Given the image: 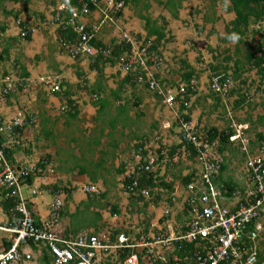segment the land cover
<instances>
[{"label":"rangeland","instance_id":"obj_1","mask_svg":"<svg viewBox=\"0 0 264 264\" xmlns=\"http://www.w3.org/2000/svg\"><path fill=\"white\" fill-rule=\"evenodd\" d=\"M57 1L59 0H0V27L4 30L0 35V70L5 68L8 75H13L20 80L17 91L24 93L25 89L31 88L33 94L38 91L41 94L47 93L48 89L43 83L41 84L40 77L60 75L63 91L71 90L75 94L78 92L76 96L79 98L85 96L89 102L84 110L88 114H86L87 117L92 116L93 118L96 116L95 108L90 105L93 93H87V89L80 86L83 85L84 79L87 80L88 85L93 84L98 80V73L91 70L90 62L92 60L90 58L72 60L59 47L56 37L57 29L49 22L53 19L51 18L52 9ZM142 1L143 3L140 5L123 9V17L117 22L119 28L130 30L129 32L135 35L146 34L144 16L150 17L160 28H165L166 37L160 46V54L164 59L160 73L163 83L172 88L178 87L183 82L182 74L186 72L183 62L190 64L197 73V92L205 94L206 97L205 99L200 97L199 101H193L194 98L190 99L191 106L187 109L188 115L197 114L195 118L200 115V123L204 128L203 133H206V130L210 128L225 130L229 127L234 129V132L236 128L243 129L249 139L248 148L252 152H258L262 142L259 136H264V76L259 74L256 69L251 68L250 65L243 63H246V53L249 50L258 49L262 43L259 35L252 34L251 30L258 28L264 34V22L261 26H251L244 42H239L228 36L226 32V25L235 17V14L230 13L229 7L222 6L221 3L212 9L208 5L209 2L190 0L186 2V7L192 8L191 12L180 10L175 17L173 12H168L161 6L162 0H149L148 9H145L148 0ZM102 3L105 4V0H102ZM107 5L111 6L109 3ZM196 9H200L201 12H195ZM102 11L104 9L100 8L96 12ZM98 18L99 14L92 15L88 23L95 24ZM19 19L32 25L34 29L31 35L32 42L20 37L19 29L15 27V22ZM119 36L118 29L107 28L102 32L101 40L104 44H110L112 39L118 43L121 40ZM239 59L243 63L237 66ZM13 61L17 62L16 66L13 65ZM22 67H25L29 73V78H25V84L22 83ZM120 69L118 64L116 66L108 64L104 67L106 90L118 87L120 80L125 75L123 70L120 75L118 74ZM236 69L240 70L239 78L234 79ZM225 73L233 79L234 87L228 96H217L210 91L211 80L217 74L225 75ZM39 86L43 89L40 90ZM137 89L143 94L131 91L129 86L123 91L124 101L121 100V105L126 106L128 113L126 120L132 142L129 146V155L135 154V144H142L144 148L155 152L157 156L163 151L164 155L161 156L162 159L158 157V165L154 166V172H157L163 181L173 183L176 186L175 191L181 192L183 184L181 179L188 172L186 166L192 165L193 160L189 158L190 156L188 157L189 152L181 142L175 116L171 109L143 85H139ZM12 95L13 93L7 96L0 95V102L8 107L11 104ZM136 98H141L140 106H138ZM116 103L118 102H115L114 106H118L119 103ZM113 110L111 108L108 114L98 118L97 125L99 127L107 128L110 119L112 120L113 116L118 117ZM18 114L19 112H15L12 117ZM22 115L24 114L22 113ZM8 116L12 118L11 114ZM167 123L171 124L170 129L166 128ZM234 125L237 127H232ZM212 148L214 155L227 167L224 178L234 181L237 187L245 185L248 182L247 174H245L246 154L242 151L241 145L237 142L228 144L224 148L223 154L218 150V141ZM171 149L174 150V153L170 154ZM172 155L173 157H171ZM175 159L178 162H175ZM26 161L31 164L33 160L30 158ZM124 188L123 182L120 181L108 193L99 196L97 193H85L82 190V184H79L73 193V198L67 200L68 204L73 203L74 200L78 202L70 216L74 229L86 232L91 229L98 231L100 229L99 214H102L106 219L114 222V226L109 225L111 229L118 233L126 232L128 237L131 234V239L139 241V236L144 232V229H147V233L150 230L152 235V227L149 226L148 211L150 210L147 211V208H152L151 211L154 212L156 218L162 216L168 207L169 190L159 186L152 190L150 197H135L125 192ZM223 191L225 192L227 189ZM33 197L38 199L42 207L49 206L55 201V197L46 191ZM138 206L140 207L138 208ZM113 207H117L123 213L113 216ZM62 208L68 211L67 204ZM172 211L174 216H170L168 220L175 219L176 214H179L177 209H172ZM134 216L136 218L133 219ZM129 220H132V223L126 227L124 221L128 223ZM7 221V214L0 205V225ZM146 221L148 224H145ZM108 230L109 228L104 231L102 237L107 236ZM4 235V232L0 230V238ZM0 245H2L1 239ZM171 249L154 247L156 257L162 264H166L172 255ZM111 256L117 259L119 252L112 250ZM32 262L34 264L38 261L34 258Z\"/></svg>","mask_w":264,"mask_h":264},{"label":"built area","instance_id":"obj_2","mask_svg":"<svg viewBox=\"0 0 264 264\" xmlns=\"http://www.w3.org/2000/svg\"><path fill=\"white\" fill-rule=\"evenodd\" d=\"M90 2L98 8L97 0H90ZM110 4L109 13L103 12L106 19H111L110 13H115L123 7L122 3L114 1H110ZM89 6L88 3H84L81 10L83 16L91 15ZM66 7L64 5L61 9ZM72 12L71 17L65 22V27L74 28L79 39L72 44L62 42V48L72 58L90 55L93 51L90 44L97 29L87 28L86 24L77 26L80 14L77 10ZM123 37L131 45L130 53L124 63V70L134 72L135 68L140 69L146 71L147 78H151L161 64L157 56L149 55L151 41L144 43L128 35ZM3 79L5 82L10 80L8 77ZM138 80L142 82L141 79L138 78ZM148 82L150 88L157 90L162 102L175 115L180 128L181 142L191 146L197 152L195 161L200 171L196 179L186 186L185 210L190 218L186 232L176 234L173 226L166 224L152 226L155 230L151 236L132 243L125 234H120L117 242H110L111 234L107 238H101L85 232L78 234L75 238H64L50 229L51 221L57 217L62 206L60 198H56L50 208V219L45 225L39 226L24 196L23 188L28 177L44 174L50 170L49 165L42 162L41 165L15 167L6 154L9 141H2L4 135L13 134L17 129L24 128L33 122L32 116L22 115V112H19L8 120H0V199L14 202L9 208V225L6 228H0L11 235L8 241L9 246L0 251V264L30 263L33 256L31 252L26 251V246H29L30 242L37 247L47 249L53 257V264H100V261L96 259V253L112 250H117L119 255H125L122 259L121 256L119 257V264H140L142 259L139 249L146 250V256L150 262L157 264L160 260L156 257L155 246L171 249L181 243H197L198 250L192 254L191 260L177 258L174 264H258L257 242L264 233V142L260 145L259 153H254L248 148L249 139L243 129L236 128L235 133L230 137L232 142L241 145L242 151L246 154L248 187L237 205L233 207L225 205L222 192L213 182V177L219 173L222 162L214 155L213 145H209L203 136L199 123L187 121L179 112L182 105L184 108L191 106L186 96L193 92L197 93L196 80L192 79L188 84H180L176 89L160 86L152 79ZM210 87L214 94L226 97L228 91L234 87V82L230 79L214 78ZM3 90L8 91V89ZM55 90L58 88L56 87ZM15 144H18V141H15ZM157 163L158 157L150 154L144 163L135 165L126 173L127 178L131 180L125 188L133 194L136 193L138 180L134 175L152 171ZM83 191L95 193L97 189L93 185H85ZM140 192L145 196L150 195L148 190ZM31 193L32 195L39 193L38 187H33ZM168 215L170 211L166 210L164 216ZM248 241L252 245L249 246ZM128 251L129 253L125 254Z\"/></svg>","mask_w":264,"mask_h":264},{"label":"crops","instance_id":"obj_3","mask_svg":"<svg viewBox=\"0 0 264 264\" xmlns=\"http://www.w3.org/2000/svg\"><path fill=\"white\" fill-rule=\"evenodd\" d=\"M105 1H110V0H105ZM189 1L190 0H162L160 4L168 12L171 13L173 12L174 15V12L175 14L176 13L178 14L180 10L191 12L192 8L186 7V2ZM191 1L199 2L200 0H191ZM201 1L205 3L209 2L208 5L211 6L212 9L213 8L215 9L219 3H221L222 6L224 5L225 7H229L230 5V0H201ZM165 3H167L168 5H165ZM54 9L55 8H53L52 11ZM195 12H201V10L196 9ZM263 22L264 21H262L261 23ZM1 34L2 33L0 32V35ZM95 82L96 81H94L93 84H89L90 85L89 87L91 86L94 87ZM39 89L42 90L43 88L39 86ZM115 89L116 88L108 89L105 95H101V98L105 97L109 101V104L107 105L104 111L99 110L100 106L97 105L94 106L93 104H90L96 110V116L93 118L92 116L90 118L87 117L88 114L86 110H84L86 104L89 101L87 102L85 96L83 98L81 97L82 99L76 96L78 92L76 94L75 92H73L71 98L74 101L69 103L70 97L66 98L65 94L63 93L52 94L49 90H47V93L44 94H41L39 91L33 94L31 92V88L30 89L27 88L25 89L24 93H21L20 91L13 93L11 104L8 107L0 102V117L5 120L10 118V116L8 115L11 114L12 117V115L18 110H26L29 112L32 111L35 113L37 117V121L34 125L26 128L23 132L20 133L22 137L21 146L14 147L15 143H13V145L11 144V146L8 147L6 152H9V150L11 151L9 152V154L7 153V156L9 157L12 163L18 166H29L37 163L39 160L44 158H46L49 162L52 163L53 173L50 172L43 175L42 177L32 179L31 182H29V185H33V184L34 186L38 185L41 187V193L46 191L51 195H53L55 199L57 197L61 198L63 200L62 206L67 204L68 211L64 210L61 207L58 211L57 217L54 218V220H52L50 224V229H52L55 232V234H57L58 236L64 238H75L78 234L85 232L89 234L98 235L101 238H105L102 237L103 236L102 234H104L105 233L104 231L107 230V228H109V230L106 233L107 234L106 238L108 237L109 234H111L110 239L114 238L113 242H117V238L120 234H125L131 243L136 242V240L130 238L131 234L128 237L126 232L118 233L115 230L111 229L110 228L111 226L109 225L114 226V222L109 221L102 214H99L100 229L98 231H94L92 229L87 232L75 230L73 221L70 219V216L73 214L76 208L75 205H77L78 202L74 200L73 203L70 204L67 203L68 199L73 198V193L75 192L76 187H78L79 184L80 185L82 184V186L94 185L97 188V195L99 196L101 194L108 193L120 181L123 182L124 184V179H123L124 174L131 171V168L134 165H136L140 159L144 160L146 158L145 155L141 157V154L138 153V150L136 149L142 146V144H135L136 145L134 146V149L136 150L135 154H133L132 156L129 155V146L132 144V142L130 140L131 134L129 132V128L126 120L127 116L120 114V112H122L120 108L122 106L121 99L117 100L115 99V97L110 96L112 94V91ZM138 90L139 89L131 88V91L137 94H143V92H138ZM86 91L88 93V90ZM93 95H95L94 92ZM121 95H122L121 96L122 100L124 101L123 99L124 93L122 92ZM200 97L205 99L206 96L201 92H197V94L192 98H194L193 101L195 100L199 101L201 100ZM136 99L138 106H140L141 98H136ZM115 102L119 103V104L116 103L118 104V106H114ZM72 105L74 107H72ZM72 108H76L79 111L77 117L76 116L72 117L70 115L72 112H74ZM111 108L114 109L113 111L117 113L118 117L116 118V116H113V119L112 120L110 119L107 128L99 127L97 125V122L99 120L98 118L102 117L105 114H108ZM196 115L197 114H193L192 116H190V118L191 120L197 119L192 121L198 122L201 131H204L203 130L204 128L200 123L201 122L200 115L198 116V118H195ZM88 119H90L91 121H89ZM167 124L171 125L170 123ZM232 127H237V125H234ZM8 139H11L10 136H5L3 142H7ZM8 144L10 145V142H8ZM11 147L12 149H10ZM144 149L149 150L146 148ZM30 158L33 160L31 164L27 163L28 161H26ZM263 158H264V154H263ZM192 160H193V164L186 166L188 168V172L183 177H185L188 174H191L193 171H196L197 173L200 171V168L197 162L195 161V158ZM174 161L178 162L177 159H175ZM121 170H125V173L120 174L119 172ZM161 181L162 179L159 178L158 173L155 172V177L153 182H155V184L157 185H155V187L153 186L149 188L151 190V195H152V190L158 188L159 187L158 184ZM168 184L172 185V189L170 190L169 188L165 187L166 189L169 190L170 195L167 198V205H168L167 208L169 209L166 208L164 212L166 210H169L170 215L168 216L172 217L174 216L172 209L173 210L177 209V213L179 214H176V216L174 217L175 219L171 218V220H168L169 218L168 216H166L167 218L164 220L163 219L165 217L164 213L162 214V216L156 218V216H154V212L151 211L152 208L149 207L147 208V211L148 209L150 210L148 211L150 218L149 226L157 227L159 225L165 226L166 224H170L173 226V230H175L176 234H181L185 231L186 226L190 220L185 210V199L187 196L186 187L182 184L181 187L182 191L180 192L178 190L175 191L176 186H174L173 183H168ZM216 186L220 190V192H222L221 190L224 189V185L222 183L220 185L216 184ZM160 187H164V186H160ZM247 187H248V182L245 185L238 187L239 189L236 190L231 196L226 195L227 191H225L224 193H222L224 196L223 203L229 207H233L234 205H237V203L242 199V195L247 190L246 189ZM68 190H71V192H69ZM24 195L26 199L29 201L31 207L33 208L34 216L36 218L37 224L39 226L45 225V223L50 219V208L53 205L54 201L49 206L44 205L42 207L40 205V202H38V199L36 200L34 197L30 195L29 189L26 188L24 190ZM139 207L140 206H138V208ZM120 213L123 212L119 210V212L114 213L113 216H117V215L119 216ZM134 218H136V216H134L133 219ZM124 223H126V227H128L132 223V220H129L128 223L127 221H124ZM145 224H148L147 221ZM149 236H151L150 230L147 233V229H144V232H142V234L139 236V241L141 240V238L144 237L147 238ZM3 237L0 238L2 240V245H0V251L5 247L4 245L5 242H3L4 241ZM35 247L37 249H33L30 243L29 246H26V251L31 252L33 259L35 258L39 262V264H45V262L41 261L43 247H37V246ZM171 250H172L171 251L172 255H170V257L166 261V264H169L171 260L175 261V259L178 258L174 252V249L172 248ZM138 252L142 259L141 264H152V262H150V260L146 256L147 254L146 250L139 249ZM111 253L112 251L97 252L96 259L100 261V264H119L120 262L119 257L121 256V254L118 256L117 259H114L111 256ZM128 253L129 251L126 252L125 254ZM122 256L124 258L125 255L122 254ZM32 260L28 264H33ZM37 263L35 262L34 264ZM52 264H53V260H52Z\"/></svg>","mask_w":264,"mask_h":264},{"label":"trees","instance_id":"obj_4","mask_svg":"<svg viewBox=\"0 0 264 264\" xmlns=\"http://www.w3.org/2000/svg\"><path fill=\"white\" fill-rule=\"evenodd\" d=\"M68 1L70 3V9H73V8L81 9L82 2H83V3H88L90 5V9L92 11L95 10L94 9L95 7L90 2V0H81L82 2L80 0H68ZM97 1H101V0H97ZM115 2H118V3L122 2V3H124L125 7L137 6V5H140L143 3L142 0H115ZM165 5H168V4L165 3ZM149 6H150V3L148 1V3L146 2V4H145V9H148ZM228 11L230 13H234L235 17L226 25L227 35L231 36L232 38L237 39V41H239V42L240 41L244 42V39L246 38V36L248 35V32L250 31V27L251 26H261L262 25L261 22L264 21V0H230V5L228 8ZM122 15H123V11L121 10L118 12L116 11L114 14H112L110 16L111 17L112 16L121 17ZM174 16L176 17L177 13L175 14V12H174ZM143 20L145 21V24H146L145 30H146L147 37H150V38L153 37L154 38L153 46L150 48V50L154 51V52H158L162 42L165 40V37H166L165 28H160L157 25V23L153 22L151 20V18L148 16H144ZM87 28H90V27H87ZM85 30H87V29H85ZM2 31H4V30L2 27H0V32H2ZM251 31H252V34L259 35L262 43L260 44V47L258 49H252V50H249L248 53H246V63H243L242 60L239 59V61H237V66L242 64V63L244 65L248 64V65H250L251 68L256 69L259 74L264 76V34H262L260 32V29H258V28L257 29L254 28ZM57 33L60 36L58 38L59 41L73 42V41L78 39V35L73 29H64L63 27H61L58 29ZM91 42H92V45L96 46L97 52L94 53L93 55H90V56H87L86 58H81V59L90 58L92 60V62H90V68L92 71H95L98 73V78H97L98 80H96L94 87H89L87 80L84 79L83 85L80 87L86 88L89 93L94 92L95 95H92L91 104H93L94 106H96V105L100 106L99 110L104 111L106 109L107 105L109 104V101L105 97L104 98L102 97L103 99L101 98V95H105L107 93V90L104 87L105 76L103 74V69L108 64L110 66H116V64H118L119 67L121 68L120 71L118 72V74L120 75L122 70L125 71L124 70L125 69L124 56L126 55L127 51H129V46L126 43H120L119 44L114 39L111 40L110 44H104L103 42H98V41L96 42L94 39ZM62 51L67 53L64 49ZM16 63L17 62L13 61L14 66H16ZM162 67H163V65L159 64L158 68L153 73L151 78H147L146 71H142L140 69L135 68L134 72H132V71L126 72L125 71L124 77L122 78V80H120L118 87L112 91V94L110 96L115 97V99H117V100H120V99L122 100L121 93L123 92V90L125 88H128V86H130L132 89H137L139 85H143L147 90L154 93V95L157 98H160L159 94L157 93V90H152L150 88V84H149L148 80L150 81V79H152L154 81H157L160 86L166 85L163 83L164 81H162V79L160 78V73L162 71ZM183 68H185V71H186L181 76V79L184 83H189L192 79H196L197 73H196L195 69L190 64H188L187 62L184 61L183 62ZM21 69H22L21 70V77L23 78V82L25 84V78H29V73L27 72L25 67H22ZM239 72H240V70L236 69L235 77H233L234 79L239 78V76H238ZM7 74H8V72H6L4 69L0 72V77L4 78ZM138 78L141 79L142 82H140L138 80ZM220 79H222V80H224V79L233 80L228 75H226V73H225V75L220 74ZM2 82H5V79H0V89L2 87L6 86V85L2 84ZM5 83H13V75L10 77V81L5 82ZM232 89L230 91H232ZM230 91H228L227 96H228V94H230L229 93ZM61 93L65 94L66 98L70 97L69 103L74 101L71 98L72 97L71 95H73V92L71 90H65V91H62ZM192 94L194 95L195 92H193ZM192 94H190V95L188 94L186 96V100L189 101L191 99ZM215 95H217V94H215ZM217 100H219V99L217 98ZM241 102L243 103L244 99ZM72 107H74V106L72 105ZM120 108L122 111V112H120V114L126 115L128 117L127 108L125 106H121ZM72 109L74 112H72L70 115L72 117H75V116L77 117V115L79 114V111L76 108H72ZM185 109L186 108H184V106L182 105L181 106V112ZM183 117L187 121H191V118L189 115L183 114ZM175 122H177V121H175ZM177 124H178V122H177ZM234 133H235L234 129L227 127V129H225V130H218L217 128H210V129L206 130V133L204 132L202 134L205 137V139H207V141L209 142V145H214V143L216 141H218V150L221 154H223L225 152L224 148L227 147L228 144L234 143L230 140V137ZM259 138L262 140V142L264 141V136H259ZM262 142H261V144H262ZM183 146H185V148L188 150L190 158L194 159L195 156L197 155V152L194 151V149L189 145L184 144ZM139 148H142V146H140ZM9 152H11V151L9 150ZM9 152H6V153L9 154ZM173 152L174 151L171 150L170 154ZM171 157H173V155ZM42 162L47 163L49 166H51L53 168L52 163L49 162L46 158L42 159ZM42 162H39L38 165H41ZM226 170H227V167L222 163L219 173H217L213 177V182H215V184H219V185L222 183L225 186V188L221 190L222 193H224L223 190L227 189L226 195L231 196L239 188L231 179H225L224 178V173ZM119 173L124 174L125 170H121ZM134 177L138 180V188L140 191L144 190V189H149L153 186L155 187V185H157V184H155V182H153L154 177H155V172L154 173L153 172H143L140 174H135ZM196 177H197L196 171H193L191 174L186 175L185 177L182 178L183 185L187 186L193 179H196ZM123 179H124V185H126V184L128 185V183L131 180V179L127 178L126 173L124 174ZM31 180H32V177H30L28 179V183L31 182ZM158 185L169 188L170 190L172 189V185H169L168 183H166L163 180ZM124 189H125V192L130 193L132 196H135L128 189H126V188H124ZM68 191L71 192V190H68ZM100 196H103V194H101ZM138 196H140V194ZM135 197H137V196H135ZM0 204L3 207L4 211H6V213H7L9 211L8 210L9 207L12 205V202L0 200ZM118 212H119L118 208L113 207V213H118ZM166 218L167 217H164L163 219L165 220ZM168 218H169V216H168ZM163 219H161V220H163ZM186 230H187V226H186V229L183 233H185ZM113 239L114 238L111 239V242L114 241ZM30 243H31L33 249H37L32 242H30ZM196 244L197 243L177 244L174 247V252L177 255L178 259L185 260V261L191 260L192 254L196 250H198L196 247ZM248 245L250 246V245H252V243L250 241H248ZM257 255H258V264H264V233L261 235L260 239L257 242ZM120 258L122 259L123 256L121 255ZM52 260H53V257L48 253L47 249L45 250L43 248L41 261L45 262V264H52ZM174 262L175 261L171 260L169 264H174ZM157 264H162V263H161V261H158Z\"/></svg>","mask_w":264,"mask_h":264},{"label":"clouds","instance_id":"obj_5","mask_svg":"<svg viewBox=\"0 0 264 264\" xmlns=\"http://www.w3.org/2000/svg\"><path fill=\"white\" fill-rule=\"evenodd\" d=\"M110 1H114L115 2V0H110ZM110 1H105V4H103L102 3V0L101 1H97L98 2V8L97 7H95L94 9V11H92L91 9H90V6H89V9H90V12H91V15L90 16H88V17H86V16H83L82 14H81V10H82V8H83V5H84V3L82 2V7H81V9H79V8H73V9H70V3H69V1L68 0H59V1H57V3H56V5L54 6V10H53V15L51 16V18H53L52 19V21H49L50 22V24L52 25V26H55L56 27V37H57V39L60 37L59 35H58V33H57V31H58V29L59 28H61V27H63L64 29H73L74 30V28H66L65 27V22H66V20H68V18L69 17H71V15H72V11H74V10H77V13L78 14H80V19L78 20V22L76 23V25L77 26H80L81 24H86L87 25V27H95L96 29H97V33H96V35H95V37H94V40L97 42H102V40H101V35H102V32H103V30H105V29H107V28H116V29H118L119 30V32H120V41L118 42L119 44L120 43H126L128 46H129V51H127V53H126V55L124 56V60H126V58H127V55L130 53V50H131V45L129 44V43H127L126 42V40L124 39V35H128V36H130L131 38H134L135 40H137V41H143L144 43L145 42H147V41H151V46L149 47V55L151 56V55H155V56H157V58L158 59H160L161 60V64L162 65H164V59H163V57L162 56H160L161 54H160V49H159V51L158 52H154V51H151L150 50V48L153 46V42H154V38L153 37H147V34H142L141 36L140 35H135V34H132L131 32H129L130 30H128V31H126V30H124V29H122V28H119V26H118V21H120V19L122 18V16L121 17H116V16H112L111 17V19H106L105 18V15H104V11L106 12V13H109L108 12V9H109V7H111V6H108L107 5V3H109L110 4ZM115 3H118V2H115ZM122 3V2H121ZM123 4V7L120 9V10H118V11H123V9L125 8V6H124V3H122ZM64 5H66L67 7L66 8H63V9H61V7L62 6H64ZM100 8H103L104 9V11H102V12H96L97 10H99ZM117 11V12H118ZM95 14H99V18L97 19V22L95 23V24H89L88 23V20L90 19V18H92V15H95ZM112 14H114V13H110V15H112ZM15 27H17L18 29H19V35H20V37L21 38H25L27 41H29V42H32L33 41V39H32V37H31V35H32V31L34 30L33 29V27H32V25L29 23V22H26V21H24V20H17L16 22H15ZM75 25V26H76ZM75 26H73V27H75ZM78 39H79V37H78ZM59 41V40H58ZM76 41V40H75ZM75 41H73V42H70V41H59V47L61 48V50H63V48H62V42H69L70 44H72V43H74ZM91 46H92V49H93V51H92V54H90V55H93L94 53H96L97 52V50H96V46H94V45H92V42H91V44H90ZM67 54V56L69 57V58H71L72 60H79V59H81V58H86L87 56H90V55H86V56H78V57H75V58H72L68 53H66ZM160 54V55H159ZM0 72H1V70H0ZM133 72V71H132ZM9 79H10V77L12 76V75H6ZM215 78H220V75H217V76H215ZM0 79H3V78H1L0 77ZM214 79V78H213ZM212 79V80H213ZM196 80V79H195ZM212 80H211V82H212ZM10 81V80H9ZM19 79L18 78H15V76H13V83H9V85L7 86V84L8 83H5V82H2V84H4V85H6V86H4V87H2L1 89H0V95H3V96H7V95H9V94H12V93H15L16 91H17V85H18V83H19ZM39 81L41 82V84L43 83V85H45L46 86V88L52 93V94H61V92L63 91V89H62V78H61V76H59V75H53L52 77H47V76H42V77H40V79H39ZM233 81V80H232ZM234 82V81H233ZM22 83L24 84V82H23V80H22ZM181 84H188V83H184V82H182ZM210 85H211V83H210ZM180 86V84L178 85V87ZM6 87V88H5ZM58 88V90H55V88ZM163 87H165V88H172V87H170V86H166V85H164ZM178 87H176V88H178ZM8 89V91L7 92H4V90L3 89ZM176 88H173V89H176ZM197 89H198V87H197ZM198 91V90H197ZM210 91H211V87H210ZM194 95H196V93L194 94ZM193 94H192V96H191V98L194 96ZM217 96H220V95H217ZM221 97H223V96H221ZM159 100L162 102V100H161V98H159ZM189 102H190V100H189ZM163 103V102H162ZM164 104V103H163ZM187 109L188 108H186L185 110H183L182 112H181V108L179 109V112H180V114L183 116V114H187L188 115V113H187ZM17 112H22L24 115H27V116H32L33 117V122L30 124V125H28V126H26V127H24V128H20V129H17L13 134H10V135H4V137L2 138V141L4 140V138H5V136H10V138L11 139H8L7 140V142L9 141L10 142V145L8 146V147H10L11 146V144L13 145V143H15V141H18V144H15L14 145V147H18V146H21V143H22V137H21V132H23L26 128H28V127H30L31 125H34L35 123H36V120H37V117H36V115H35V113L34 112H29V111H26V110H18ZM183 113V114H182ZM175 116V115H174ZM10 119V118H9ZM0 120L2 121V120H4L5 121V119H3V118H1L0 117ZM6 120H8V119H6ZM175 121H177V119L175 118ZM192 121V120H191ZM178 122V121H177ZM169 124H167V126H166V128L167 129H170L171 128V125H169ZM178 126H179V124H178ZM179 131H180V128H179ZM203 133V132H202ZM180 138H181V133H180ZM264 142V141H263ZM262 142V143H263ZM183 143V142H182ZM235 143V142H234ZM10 149H12V147L10 148ZM137 149V148H136ZM138 150V153H140L141 154V157L143 156V155H145L146 156V158L144 159V160H142V159H140L139 160V162H137V164L138 163H144L146 160H147V157L150 155V154H154L155 156H157V154L155 153V152H153L152 150H145L144 149V147L142 146V148H138L137 149ZM250 150V149H249ZM7 151V150H6ZM245 153V152H244ZM7 154V153H6ZM162 155H164V152L162 151V152H160L159 154H158V156L157 157H159V158H161V156ZM8 157V156H7ZM159 158H158V161H159ZM8 159H9V157H8ZM162 159V158H161ZM10 160V159H9ZM11 161V160H10ZM246 161V160H245ZM39 162H42V159L41 160H39L37 163H35V164H33V165H38L39 164ZM12 163V162H11ZM15 167H19V168H21V167H28V166H18V165H15L14 163H12ZM136 164V165H137ZM156 165H158V163L156 164ZM29 166H32V165H29ZM135 166V165H134ZM134 166L131 168V170L134 168ZM49 168H50V170H48V171H46L44 174H42V175H38V176H34V175H32V176H30V177H32V179H35V178H39V177H42L43 175H45V174H47V173H50V172H52L53 173V168L51 167V166H49ZM246 169V168H245ZM150 172H154V168H153V170L152 171H150ZM247 174V173H246ZM49 175V174H48ZM30 177H28L27 179H26V183H25V186H24V188H23V193H24V190L27 188V189H29V191H30V195L33 197V196H37L38 194H40L41 193V187L40 186H34V184L33 185H29V183H28V179L30 178ZM85 185H83L82 186V190H83V187H84ZM94 186V185H93ZM125 186V185H124ZM33 187H38V190H39V193H37L36 195H32V193H31V190L33 189ZM186 187V186H185ZM97 189V188H96ZM144 190H148L149 191V194L151 195V190L150 189H144ZM86 193V192H85ZM95 193H97V192H95ZM91 194V193H90ZM140 194V196H138ZM134 195L135 196H137V197H144L145 195H142L141 194V192H140V190H139V188H138V190H137V192L136 193H134ZM150 195L149 196H146V197H150ZM25 196V195H24ZM26 198V197H25ZM57 198H59V197H57ZM61 199V198H60ZM1 200V199H0ZM56 200V199H55ZM62 200V199H61ZM5 201V200H4ZM28 201V200H27ZM12 202V205L14 204V202L13 201H11ZM55 202V201H54ZM28 203H29V201H28ZM54 204V203H53ZM11 205V206H12ZM62 205H63V200H62ZM10 206V207H11ZM29 206L31 207V205H30V203H29ZM9 207V208H10ZM62 207V206H61ZM60 207V208H61ZM31 209H32V211H33V208L31 207ZM9 210V209H8ZM5 213H6V211H5ZM33 213H34V211H33ZM7 214V217H8V221L5 223V224H1L0 225V228H3V227H7L8 225H9V211L6 213ZM152 227V226H151ZM1 230V229H0ZM153 230H155V227L154 228H152V231ZM1 231H3V230H1ZM4 232V237H3V239H4V241L3 242H5L4 243V245H5V247L2 249V250H4L5 248H7L8 246H9V239H10V234L9 233H7V232H5V231H3ZM173 249H174V247H173ZM1 250V251H2Z\"/></svg>","mask_w":264,"mask_h":264}]
</instances>
